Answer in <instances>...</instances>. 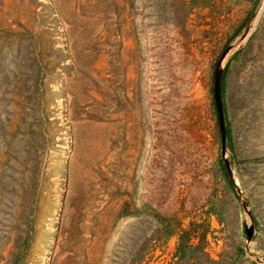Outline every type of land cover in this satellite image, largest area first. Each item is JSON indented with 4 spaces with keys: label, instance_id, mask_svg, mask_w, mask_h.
<instances>
[{
    "label": "rangeland",
    "instance_id": "obj_1",
    "mask_svg": "<svg viewBox=\"0 0 264 264\" xmlns=\"http://www.w3.org/2000/svg\"><path fill=\"white\" fill-rule=\"evenodd\" d=\"M0 264H264V0H0Z\"/></svg>",
    "mask_w": 264,
    "mask_h": 264
},
{
    "label": "water",
    "instance_id": "obj_2",
    "mask_svg": "<svg viewBox=\"0 0 264 264\" xmlns=\"http://www.w3.org/2000/svg\"><path fill=\"white\" fill-rule=\"evenodd\" d=\"M214 87H215L216 106H217V111H218V116H219L220 129H221L222 148H223V151L225 152L226 146H227V128H226V123H225L224 105H223V100H222L221 91H220V79H219L218 74H216ZM226 164L227 166L230 165L228 160H226ZM247 232H248L249 239H251L254 234V227L247 226Z\"/></svg>",
    "mask_w": 264,
    "mask_h": 264
},
{
    "label": "trees",
    "instance_id": "obj_3",
    "mask_svg": "<svg viewBox=\"0 0 264 264\" xmlns=\"http://www.w3.org/2000/svg\"><path fill=\"white\" fill-rule=\"evenodd\" d=\"M248 20H249V19L246 20V22L242 25V27L247 23ZM222 97H223V105H224V107H225V96L223 95ZM224 110H225V109H224Z\"/></svg>",
    "mask_w": 264,
    "mask_h": 264
}]
</instances>
